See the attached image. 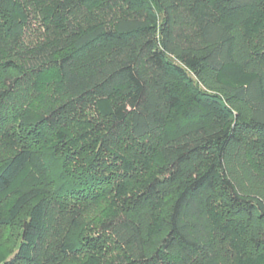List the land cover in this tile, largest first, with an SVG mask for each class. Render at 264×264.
<instances>
[{"label":"trees","instance_id":"obj_1","mask_svg":"<svg viewBox=\"0 0 264 264\" xmlns=\"http://www.w3.org/2000/svg\"><path fill=\"white\" fill-rule=\"evenodd\" d=\"M0 264H264V0H0Z\"/></svg>","mask_w":264,"mask_h":264},{"label":"rangeland","instance_id":"obj_2","mask_svg":"<svg viewBox=\"0 0 264 264\" xmlns=\"http://www.w3.org/2000/svg\"><path fill=\"white\" fill-rule=\"evenodd\" d=\"M223 79L224 80H237V81H241L243 79V75L237 71V70H229V71H226L224 74H223ZM106 109V105H101L100 106V110L101 112H104Z\"/></svg>","mask_w":264,"mask_h":264}]
</instances>
